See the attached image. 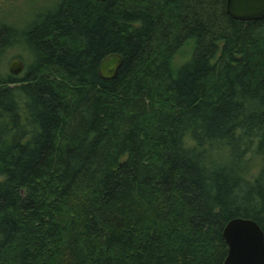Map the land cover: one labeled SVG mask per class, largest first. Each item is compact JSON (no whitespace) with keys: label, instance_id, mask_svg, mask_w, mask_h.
<instances>
[{"label":"trees","instance_id":"obj_1","mask_svg":"<svg viewBox=\"0 0 264 264\" xmlns=\"http://www.w3.org/2000/svg\"><path fill=\"white\" fill-rule=\"evenodd\" d=\"M235 218L264 231V19L59 0L0 23V264H224Z\"/></svg>","mask_w":264,"mask_h":264},{"label":"water","instance_id":"obj_2","mask_svg":"<svg viewBox=\"0 0 264 264\" xmlns=\"http://www.w3.org/2000/svg\"><path fill=\"white\" fill-rule=\"evenodd\" d=\"M227 13L237 21L262 20L264 0H227ZM123 64L124 58L121 55H109L100 63L99 77L103 80L115 79ZM25 69L24 61L19 58L12 59L9 63V71L13 75L19 76ZM223 237L228 246L224 264H264V231L256 221L235 218L226 225Z\"/></svg>","mask_w":264,"mask_h":264},{"label":"rangeland","instance_id":"obj_3","mask_svg":"<svg viewBox=\"0 0 264 264\" xmlns=\"http://www.w3.org/2000/svg\"><path fill=\"white\" fill-rule=\"evenodd\" d=\"M59 0H0V23L10 21L17 23L22 27L25 20L34 18L39 14H45L46 11L54 7ZM194 43L189 41L184 49L175 57L174 67L178 68L187 63L193 55ZM25 54L23 48L14 49L10 52ZM13 59H15L13 57Z\"/></svg>","mask_w":264,"mask_h":264}]
</instances>
